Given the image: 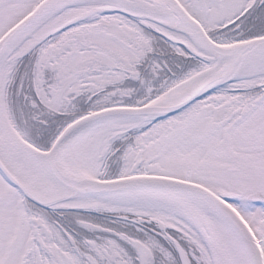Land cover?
I'll use <instances>...</instances> for the list:
<instances>
[{
  "label": "snow or ice",
  "instance_id": "obj_1",
  "mask_svg": "<svg viewBox=\"0 0 264 264\" xmlns=\"http://www.w3.org/2000/svg\"><path fill=\"white\" fill-rule=\"evenodd\" d=\"M0 264H264V0H0Z\"/></svg>",
  "mask_w": 264,
  "mask_h": 264
}]
</instances>
